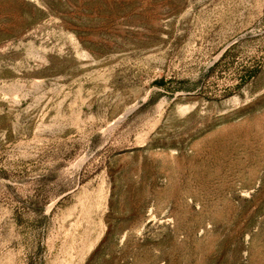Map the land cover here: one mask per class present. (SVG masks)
Masks as SVG:
<instances>
[{
  "label": "rangeland",
  "instance_id": "1",
  "mask_svg": "<svg viewBox=\"0 0 264 264\" xmlns=\"http://www.w3.org/2000/svg\"><path fill=\"white\" fill-rule=\"evenodd\" d=\"M0 264H264V0H0Z\"/></svg>",
  "mask_w": 264,
  "mask_h": 264
}]
</instances>
